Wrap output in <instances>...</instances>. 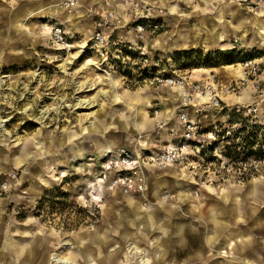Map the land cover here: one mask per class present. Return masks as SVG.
Masks as SVG:
<instances>
[{
    "label": "rangeland",
    "instance_id": "374dc122",
    "mask_svg": "<svg viewBox=\"0 0 264 264\" xmlns=\"http://www.w3.org/2000/svg\"><path fill=\"white\" fill-rule=\"evenodd\" d=\"M62 1L17 0L12 6L0 10V119H4L3 129L13 134L10 138L6 137L0 129V200H2L0 234H8L5 229L9 232V228L14 226L25 228L26 232L31 229L33 232L35 225L20 222L25 217H39L48 222V227L52 224L60 234L61 240L52 257L57 254L70 258L74 264H100V253L106 252L115 254V259H122L120 264H181L184 263V256L187 258L186 264H210L211 261V264H228L225 260L218 261L223 258L230 260V264L244 263L237 259L226 242H221L217 246L210 245L209 242L204 244L203 241L212 205L219 207V211H225L224 217L230 219V224H226L218 236L215 230L214 235L210 237L212 228L216 227L213 226L214 215L210 217L213 223L208 229L210 240L215 236L218 242L225 240L228 237V229L234 226L245 227L252 234L255 232L253 236L255 239L264 240V232L262 234L252 224L255 215L247 214L244 219L236 221L242 225L231 223L232 215L227 210L228 200L223 197V193L233 186L244 188L251 183L250 180L260 179L263 189L260 200L256 199V195L244 191L239 193V199L242 201L247 198L246 201L264 211V157L248 155L245 145L241 147L237 145L234 148L236 151L226 156L221 154L220 150L227 141L220 138L216 143L217 153L213 150L199 155L193 165L162 168L165 175L160 178L164 184L161 186L159 197L150 194L148 190L145 194L129 193L139 196L145 209L154 204L157 210L162 204L170 209L168 223L173 226L178 222L186 228L184 243L176 242L177 234L171 229L168 237H157L162 242L161 245L158 244L155 232L159 236L164 232L160 229L146 231L150 223L138 219V214L131 209L127 201L128 194H114L98 189V185L94 183L95 171L102 154L99 155V151L103 147L108 149L111 144L114 148L118 146L114 143L119 141L120 144L135 145L143 151L156 150L158 147L156 143H164L166 129L164 127L157 132L156 120L153 122L148 115L151 121L145 124L146 119L143 121L142 114L134 113L124 105V102L143 104L135 101L139 97L136 93L141 92L145 95L146 90L153 91L154 84L149 80L136 81L138 76L131 73L125 74L121 70L107 72L108 70L98 67L86 66V60L89 58L97 62L95 59L98 56L92 49L86 47V41L94 28V21L107 9L105 0H80V3L90 7L93 13L89 16L80 10L78 18L74 13L65 14L66 17L74 15L73 20L66 23L68 30L71 29L69 38L73 42L71 44L73 47L61 49L52 45L49 31L45 28H48L47 23L50 24L53 16L64 17ZM117 1L121 2L118 5L120 8L127 7L132 2ZM147 1H151L158 10L155 14L161 25L160 29L149 35L146 42L149 49L160 54L170 71L184 73L192 78L195 75L212 77L214 74L222 79L230 78L232 75H227L229 71L218 72L214 67L225 63H233L235 67H239L241 50H248L251 46L256 48L264 46V39L261 36L263 33L261 34L254 25L257 19L264 18V2L261 0H167L166 3L161 0ZM173 4L178 5V11L171 10L170 6ZM231 5L240 6L251 15V22L242 26L248 40L246 43L242 37L232 34H229L232 38L230 48H210L205 45L202 38L200 40L197 37L190 39V42L183 39L175 40L180 36H190L199 29L203 34L210 32L213 26L216 30L211 21L219 22L220 17L224 23L221 24V31H228L226 21L230 18L227 11ZM201 18L209 19L210 24L205 25ZM21 30L25 31V34L20 33ZM213 34L216 33L213 32L211 37ZM253 37L259 42H253ZM193 43L195 47L192 49H198L186 53L185 63H175L170 59L174 51L184 50L183 46L194 45ZM79 46H85L90 50L88 56L86 59L74 61L75 71L63 72L60 65L69 53H75ZM205 67L213 68L210 75L203 70H195ZM103 77L111 79H104L98 83ZM91 82L97 87L89 90ZM78 85L81 87L78 88ZM251 85L252 83L249 84L252 89ZM99 88L107 90L108 93L100 95ZM155 93L159 95L157 90ZM94 97L92 105L96 106L73 107L77 103V98L92 102ZM257 99H261L260 96L253 93L248 103L254 104ZM99 102L102 104L97 105ZM148 104L149 102L144 105L148 113L154 116V107ZM260 105L264 107V100H260ZM46 110L49 117L46 124L42 125L36 117ZM214 121L212 112H207V116L201 122L203 129H210L214 126ZM217 122L221 124L220 121ZM178 124L173 129L180 132L182 127L180 122ZM140 127L142 130H138ZM141 132H150L149 143L141 141L146 137L139 136ZM247 135L258 139L260 144L264 142V131L256 133L245 131L243 134L237 132L230 140L235 144H242V139L244 137L246 139ZM238 136L241 137L237 138ZM97 148L99 150L95 156ZM80 152L83 155H79ZM179 169L185 174L177 177L174 174ZM39 177L49 178L54 184L48 188L44 182H40L38 188L43 190L35 191L34 184L40 180ZM174 181H177V184H174ZM208 186L219 188L220 192L207 190ZM179 191L187 193L186 200H181ZM158 198L162 201L160 204ZM259 201L260 203H257ZM194 203L200 207L196 208ZM165 211L168 214L170 212L161 210ZM14 223L20 225H13ZM100 231L111 237L107 240L106 249L103 247V250L98 251L96 244L88 238L86 242L88 246L85 244L83 251L82 245L74 241L78 240L80 235L88 236L92 233L98 234ZM53 232L50 231L49 235L54 240ZM66 243L73 245L63 247ZM130 243L136 244L141 250L144 248L145 258L148 259L141 260L139 252L129 249ZM166 244L172 254L171 257L162 255L161 246L165 253L168 252ZM220 246H225L229 250L228 256L219 253ZM183 247L185 249H182ZM201 251L203 254L200 256ZM214 259L218 260L213 261ZM245 260L260 264L259 261L253 262L247 258Z\"/></svg>",
    "mask_w": 264,
    "mask_h": 264
},
{
    "label": "built area",
    "instance_id": "2783aa9c",
    "mask_svg": "<svg viewBox=\"0 0 264 264\" xmlns=\"http://www.w3.org/2000/svg\"><path fill=\"white\" fill-rule=\"evenodd\" d=\"M4 1L0 0V5ZM79 4L80 0L62 1L68 13H74ZM119 4V1L115 4L114 0H105L107 9L95 20L86 47L96 53L98 67L107 72L121 70L125 74L137 75L136 81L149 80L155 85L165 84L182 89L178 114L182 129L180 132L170 130L175 140L166 142L156 150L143 151L129 144L107 150L100 158L95 175L94 183L98 189L145 194L149 166L165 168L171 165H193L197 156L213 150L216 152L218 146L212 149L210 145L220 138L227 141L220 150L221 154L226 155L225 151L235 145L230 140L232 135L248 131L250 124H259L260 131L264 130V107L260 105V100H264V50L240 61L241 75L238 78L227 81L216 77L192 78L184 73L170 71L160 54L149 49L146 41L161 25L155 14L158 11L155 5L147 0H132L131 5L123 8ZM49 39L58 48L73 47L61 22L52 24ZM250 83L253 93L261 99H257L254 104L232 102L231 96L240 95L241 90ZM189 107L194 108L196 116L190 115ZM206 108L213 109L215 115L214 126L208 130H204L201 124L207 116ZM154 112L155 116L159 113L158 106H154ZM165 125V120L156 118L157 132ZM242 145H245V137L238 146Z\"/></svg>",
    "mask_w": 264,
    "mask_h": 264
},
{
    "label": "crops",
    "instance_id": "0c3cea01",
    "mask_svg": "<svg viewBox=\"0 0 264 264\" xmlns=\"http://www.w3.org/2000/svg\"><path fill=\"white\" fill-rule=\"evenodd\" d=\"M17 1V0H6L4 1L1 5H0V10L6 8V7H10L13 5V3ZM103 1V0H100ZM163 1V3H166L167 0H161ZM204 3H206V1H203ZM118 3V1L116 2ZM85 6V9H84ZM63 7V6H62ZM171 10H177L178 11V5H171ZM244 8H241L240 6L237 5H231L229 6V10L227 11V14L229 16L230 19H228L226 21L227 24V29L228 31H221V24H224L222 21V17H220L221 19L219 20V22H212V25H215L216 30L213 29L208 32L207 34H203L202 31H196L194 34H191L190 36H180L179 38L175 39V40H179V39H183V40H190L193 38H199V39H203L202 41L205 43V45L209 46L210 48L213 47H219V48H230L231 47V40L232 38L229 36V34H232L233 36H240L243 38V42H247L248 40L246 39V34L245 32H243V25H248L249 22H251V15L249 13H246V11L243 10ZM80 10L83 11V13L88 14L89 16L92 15L91 11H90V7H88L87 5L80 3L78 5V7L76 8V11L74 12V14L77 16L76 18H78ZM81 11V13H82ZM62 13H64V17L59 18L58 16H53L54 18L52 19V21L48 24V31L50 30L51 26L53 23L55 22H61L63 23V25L65 26L68 35L70 37V33H71V29L67 28L66 23L67 21H72L74 18L73 16H68L67 17L70 19L68 20V18L65 16V14H68V12L66 11V9L63 7L62 8ZM80 17V16H79ZM75 18V19H76ZM24 19V18H23ZM22 20V19H21ZM202 23L206 24H210V20L209 19H202ZM75 22V20L73 21ZM95 22V21H94ZM239 24H238V23ZM76 25V24H74ZM258 29L259 32H261V36L264 39V18H259L256 20V24H254ZM17 26V25H16ZM18 28V27H17ZM19 32V31H18ZM24 33L25 31L21 30L20 33ZM215 32L216 34H213L211 37V34ZM230 32V33H228ZM212 39V40H211ZM222 39V40H221ZM253 42H259L257 39H255V37H253L252 39ZM215 42V43H214ZM264 43V40H263ZM53 45V44H52ZM212 45V46H211ZM220 45V46H219ZM264 45V44H263ZM54 46V45H53ZM56 47V46H54ZM58 48V47H57ZM256 47L251 46V48L249 47L248 50H252L255 49ZM256 49H261L264 50V46L262 48H256ZM240 64V63H238ZM213 68L212 67H205V68H197L195 70H203L204 73L210 75L211 74V70ZM215 70H217L218 72H227V75H232L230 76V78H220V77H216V74L211 75L212 77H216L217 79L220 80H231L233 78H238L240 76V69H241V65H239V67H235V64L233 63H225L221 66H216L214 67ZM208 72V73H207ZM234 76V77H233ZM209 76H197L195 75L193 78H212ZM264 79V76H263ZM152 89H154L153 91L151 90V92L148 90H146L145 96L148 97L150 101V103L148 105H152V107H154L155 105L158 106L159 108V113L155 116H151L148 113V109H146L147 111V116L142 115V119L143 121L146 119L145 124L149 121H151L148 117V115L152 118V121L154 122L156 120V118L158 119H163L166 121V125H165V129H166V138L164 139V143L162 142L163 140L161 139L162 143H156V145H158V147L156 149H158L159 147H161L163 144H165L166 142H169L171 140H175V137H173V135L169 132V130L172 128H176L179 124V119H178V114H179V88L178 87H171L165 84H161V85H152ZM158 91L159 95H157L155 93L156 90ZM137 90V89H136ZM161 90V91H160ZM253 94V88L251 89L250 86H246L245 88H243L240 92V95H232L231 96V100L232 102H237V101H244V102H248L250 101L251 97ZM152 97V98H151ZM141 106V103H137V106ZM148 108V107H147ZM206 110L208 112H214L213 109H209L206 108ZM188 111L190 112L191 116H196L194 108L193 107H189ZM215 116V115H213ZM142 121V122H143ZM149 133V135L147 134ZM145 132V133H139V136H146L145 139H141L142 142H146L149 143V138H150V132ZM104 140V139H102ZM101 141V140H100ZM99 141V142H100ZM105 141V140H104ZM129 142H132L133 140H128ZM98 142V143H99ZM125 142V141H124ZM121 143V142H120ZM118 144L121 145V144ZM117 147V146H116ZM104 148V147H103ZM113 149L111 144H109L108 149ZM115 148V147H114ZM107 148H105V151L102 152V154L100 155V158L103 156V154L108 150ZM99 149L97 148V150L94 152L95 156H97V151ZM1 151V150H0ZM85 151V150H84ZM102 151V150H100ZM86 153V152H85ZM76 157V156H75ZM100 161V160H99ZM168 167H174L173 165L168 166ZM1 170V169H0ZM8 170V169H7ZM160 171V172H159ZM187 171V170H186ZM148 182H147V190L149 191L150 194L152 195H156L159 197V195L161 194V186L164 184L163 182L161 183L160 178L163 177L165 175V171H163L162 168H158V167H154V166H149L148 168ZM97 174V169L95 171V175ZM182 174H185L181 169H179L178 171L175 172V176L180 177V175L182 176ZM62 177V175L60 176ZM40 180L34 184L36 185V187H34L35 191H41L43 190L42 188H38L40 185V182H44L45 186H47L48 188L51 187L54 183L51 179L46 178V177H39ZM179 178H177L178 180ZM60 180V179H59ZM176 180V179H175ZM260 179H252L250 180V184L246 187H238V186H233V188H231L230 190H226L223 193V197L228 200V213L232 215V221L231 223L233 225H242L240 223H236L237 220H241L244 219L245 216H247V214H251L252 216L255 215L252 219V224L256 227V229H258L262 234L264 232V211L259 209V206L254 205L247 200V198H245L246 200H242L240 201L239 199V193L241 192H245L248 194H254L256 195V199L260 200L261 199V192L263 191L262 186L260 184ZM17 184V183H16ZM38 184V185H37ZM174 184H177V181H174ZM13 185V184H12ZM11 185V187H12ZM10 187V188H11ZM9 188V189H10ZM210 191H218L220 192L219 188H215L212 186H208L207 190ZM112 193H122V194H127L124 193L120 190H112L109 191ZM180 192V198L181 200H186L187 199V193L184 191H179ZM134 194V193H131ZM128 194L127 197V201L131 206V209H133L135 211V213L138 214V219L141 220L140 214H148L149 217H147V222L150 223L149 226L147 227L146 231L149 232H153L157 229H160L161 231L164 232V234L162 235H157V233L155 232V238L157 239V237H168L171 233V229L175 232V234H177V238H176V242L178 241L179 243H184L185 238H184V231H185V226L183 227V224L176 222L173 226L171 223H168V220L170 219V214H171V210L167 209L164 207V204L161 205L160 209L157 210L156 207H154V205H151L150 207H146L149 209H145L144 208V204L142 202V199L137 195H131ZM130 199V200H129ZM131 200H134L135 203H138L141 205V207H143L142 211L137 210V205L135 203H132ZM2 200H0L1 202ZM158 204H160L162 201L160 200V198H158ZM257 203H260L257 202ZM196 205V203H194ZM212 210H211V214L208 217L209 223H208V227L205 230L204 233V237L205 240L203 241L204 244L208 243L210 245H214L216 244L217 246L219 245V243L221 242H226L228 244V248L231 249V251L233 252L234 255H236L237 259L242 260L244 263H248V264H255V263H250V261H246L245 259H250L253 260V262L255 261H259L260 264H264V240H261L260 238L255 239L254 233L252 234L251 231H249L247 228L245 227H233L232 229H228V237L223 240L218 242L216 239V236H218V234L225 228L226 224L229 225L230 224V219L227 217H224V210L219 211V207L217 208L216 206L212 205ZM200 207V205H196L195 206ZM153 209V211H151ZM146 210H150V212H147ZM161 210H169V214L167 211L165 212H161ZM251 211V212H250ZM214 215V225L216 227L212 228V232L210 234V237H212L215 233V230H217V234L216 236L210 240L209 236H208V229L211 227V225L213 224L210 221V217H212ZM217 215V216H216ZM167 217V220H166ZM143 218V217H142ZM168 223V228H167V224ZM31 224V225H35V228L33 230V232H31L32 230L30 229V231L26 232L27 229H23L21 227H11L9 228V232L8 229H5V232L7 231L8 234H0V264H50L51 263V256L54 252H56V250H54L55 248L58 247L59 242L61 240L60 238V234L58 232V229H56L55 227H53L52 224H50V226L48 227L47 225L48 222L45 221L42 218L39 217H25L23 219L22 222H20V224ZM19 223H14L13 225H20ZM168 229V230H167ZM144 230V229H143ZM54 231V235L55 238L54 240L52 238H50L49 232ZM87 231V230H85ZM139 231V230H138ZM102 231H100V233H92L88 236L85 235H80L78 237V240H74V241H78V243L80 245H82L83 247V251H84V247L85 244L88 246V244L86 242H88V238L90 240H92L96 246L97 249L99 251V249L101 250L103 247H106L107 244V240L111 239V237H108L107 234H103L101 233ZM162 232V233H163ZM152 234V233H151ZM154 234V233H153ZM261 235V234H259ZM74 235H72L73 237ZM71 237V236H70ZM251 237V238H250ZM73 239V238H72ZM156 242H158V244H162V242L157 239ZM167 248H168V244ZM162 247V255L166 256L168 255V257H171L172 254L169 252V248H168V252L165 253L163 246ZM220 254L223 256H228L229 254V250L225 247V246H220ZM182 249H185V247H183ZM103 250V249H102ZM181 250V248H180ZM52 251V252H51ZM51 252V253H50ZM106 253H100V264H111V262L113 261L112 264H120L122 259H115V254H107ZM202 251L200 252V256L202 255ZM86 257V255H83V257ZM195 257H198V255H195ZM186 257L184 256L183 258V262L181 264H186ZM218 260V259H214L213 261ZM225 260L228 264H230V260L227 259H221L218 261H223ZM181 260H179L180 262ZM212 263V261L210 262V264ZM242 263V264H244ZM219 264V263H218ZM258 264V263H257Z\"/></svg>",
    "mask_w": 264,
    "mask_h": 264
},
{
    "label": "bare ground",
    "instance_id": "6f19581e",
    "mask_svg": "<svg viewBox=\"0 0 264 264\" xmlns=\"http://www.w3.org/2000/svg\"><path fill=\"white\" fill-rule=\"evenodd\" d=\"M116 2H117V0H114V3L116 4ZM68 14H73V13H68ZM198 39V38H197ZM201 40V39H200ZM212 40V39H211ZM222 40V39H221ZM189 41V40H188ZM198 41V40H197ZM190 42V41H189ZM198 43V42H197ZM215 43V42H214ZM194 45H185V46H183L184 48L183 49H187V50H191L193 47H195V43H193ZM84 45V44H83ZM203 45V44H202ZM70 46H73V45H70ZM197 46H198V44H197ZM212 46V45H211ZM220 46V45H219ZM79 49L75 52V53H69V55H68V57L65 59V61H63V63L60 65V67H61V69H62V71L63 72H69V71H75L76 69L74 68V66H73V63H74V61L75 60H77V61H79V60H83V59H86V57L88 56L87 55V53H89L90 52V50H87L86 48H85V46H79L78 47ZM178 49V48H177ZM87 62H86V66L87 65H89L91 68H93V67H98L99 66V64H98V62H94L93 60H91V58H89V59H87L86 60ZM99 68V67H98ZM240 75H241V71H240ZM1 79V78H0ZM104 79H111V77H103L102 79H100L99 80V82L98 83H100V82H103L104 81ZM99 85V84H98ZM27 87V86H26ZM81 86L80 85H78V88H80ZM89 90L90 89H93V88H96L97 86L96 85H94V83H90L89 84ZM179 88V87H178ZM82 89V88H81ZM79 90V89H78ZM179 98H180V100H181V97H182V94H183V91H182V89H180L179 88ZM98 93L100 94V95H106L107 93H108V91L107 90H103V89H100L99 88V90H98ZM136 95L137 96H139L137 99H135V101H138V102H142L143 104L141 105V106H137V103H127V102H124V105H125V107H127V109H129L130 111H133L134 113H140V114H142V115H144V116H147V111H146V109H145V105L144 104H146V103H150V100L148 99V98H146L145 97V95H143L141 92H138V93H136ZM97 97V96H96ZM136 97V96H135ZM132 99V98H131ZM133 100V99H132ZM94 101H95V97L93 98V101L91 102L90 100H88V99H83V98H77V103L76 104H74L73 105V107L74 108H78V107H80V106H87V105H90V106H96V104H94V105H92V103H94ZM130 101V100H129ZM102 104V102H99L97 105H101ZM124 107V108H125ZM28 109V108H27ZM125 110V109H124ZM47 110L46 111H43V114H41V115H38L37 117H36V119L37 120H39V122L42 124V125H44V124H46V120L48 119V117L49 116H47ZM88 114V113H87ZM135 116V115H134ZM5 120H7V119H5ZM2 121H4V119H0V129L2 130V134L3 135H5L6 137H11L13 134L10 132V131H8V130H5V129H3V123H2ZM92 123V122H91ZM138 130H142V127H140ZM1 133V132H0ZM120 142L119 141H116L115 143H114V145L116 146V145H118ZM111 149V148H110ZM110 149H108V150H110ZM105 151V147L102 149V151H99V155H100V153H102V152H104ZM79 155H83V153L82 152H80L79 153ZM99 157V156H98ZM96 158V157H95ZM130 200V199H129ZM132 201V203H135L134 202V200H131ZM136 205H137V210L139 211V213H140V211H142V209H143V207H141V205L140 204H138V203H135ZM147 212H150V210H146ZM151 211H153V209L151 210ZM147 215V217H149V215L148 214H140V216H142L141 217V220H146L147 221V217H145L144 218V216H146ZM72 245H73V243H66V244H64V246L63 247H66V246H68V247H72ZM129 249H131V250H135V251H137V252H139L140 253V256H142V259L141 260H147L148 258H145V249L143 248L142 250L141 249H139L137 246H136V244H133V243H130V245H129ZM131 252V251H130ZM52 257V256H51ZM54 262L56 263V264H74V262H73V260H71L70 258H66V257H61V256H59V255H57V254H54L53 255V257L51 258V264H54Z\"/></svg>",
    "mask_w": 264,
    "mask_h": 264
},
{
    "label": "trees",
    "instance_id": "16d2710c",
    "mask_svg": "<svg viewBox=\"0 0 264 264\" xmlns=\"http://www.w3.org/2000/svg\"><path fill=\"white\" fill-rule=\"evenodd\" d=\"M194 49H198V48H194ZM176 50L174 51L170 57L173 60V62H178V63H185L186 60V53L191 52L192 50ZM263 50L261 49H252V50H241V61L243 59H245L248 56H255L257 54H259L260 52H262ZM261 128V125L259 124H250V129H248V133L252 132V133H256L259 132ZM264 131V130H263ZM251 137V138H249ZM217 142H214L213 144L210 145V147L213 149L216 146ZM237 145L239 144H233L228 150L225 151L226 155H230V153L232 151H236L234 150V148L237 147ZM245 147L247 148V153L248 155H254L255 157H264V142H262V144H260L259 140L254 139L253 136L251 135H247L246 139H245ZM233 149V150H232Z\"/></svg>",
    "mask_w": 264,
    "mask_h": 264
}]
</instances>
